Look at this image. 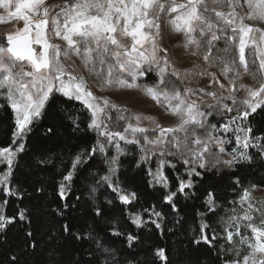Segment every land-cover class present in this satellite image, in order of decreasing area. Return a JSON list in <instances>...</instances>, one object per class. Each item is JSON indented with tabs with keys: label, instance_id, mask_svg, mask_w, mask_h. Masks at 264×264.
Instances as JSON below:
<instances>
[{
	"label": "trees",
	"instance_id": "obj_1",
	"mask_svg": "<svg viewBox=\"0 0 264 264\" xmlns=\"http://www.w3.org/2000/svg\"><path fill=\"white\" fill-rule=\"evenodd\" d=\"M208 38L198 35L196 39L203 43L199 49L194 45L189 49L199 52L196 64L201 70L209 67L200 59L207 51ZM224 47L223 40L217 42L216 48ZM219 55L214 49V66L209 68L222 67ZM168 79L183 90L185 78L168 75ZM138 82L142 87L158 84L151 71ZM205 110L208 125L218 127L220 112ZM247 123L251 137L264 145V106ZM89 125L86 108L55 94L31 124L30 132L13 143L14 115L0 96V147L16 150L24 145L10 166L0 158V179L7 174L6 182L0 183V214L10 221L0 228V264H226L223 220L233 211L242 190L264 189L260 151L251 155V162L229 167L216 163L219 149L210 144L206 168L193 164L201 175L188 176L190 166L184 159L191 157L187 153L184 157L168 155L175 151L171 144L162 157L150 152L143 162L142 145L119 143L118 151ZM98 142L104 144V151L92 153ZM77 155L83 163L77 166L72 181H65ZM219 158L228 160L221 154ZM162 160L167 163L161 165ZM158 166L167 177L164 184L153 178ZM105 176L111 177L112 186L102 179ZM182 179H190L193 185L184 192L178 190ZM116 186L124 194L135 193V199L123 203L113 191ZM169 193H176L171 202L165 198ZM208 193L213 194V205L208 203ZM136 216L141 218L140 225L132 222ZM201 225L208 227L202 229ZM128 235L136 239L129 242ZM97 241L109 251L97 249ZM159 250H163V258L157 255Z\"/></svg>",
	"mask_w": 264,
	"mask_h": 264
},
{
	"label": "snow or ice",
	"instance_id": "obj_2",
	"mask_svg": "<svg viewBox=\"0 0 264 264\" xmlns=\"http://www.w3.org/2000/svg\"><path fill=\"white\" fill-rule=\"evenodd\" d=\"M246 2L250 11L246 15H240L236 11L239 0H211L214 5L211 9L208 7L207 0H186L184 3H179L178 0H67L60 12L50 16L45 0H15V12L11 15L23 20L24 27L17 34L7 35L6 47L0 45V96L15 113L13 136L16 139L13 143L30 132L31 124L41 116L50 98H54V95L59 93L70 100L80 101L91 111L92 120L89 127L105 137L108 143L117 141L118 138L125 143L139 144L140 140L136 138L137 133L143 134L148 131L140 126V122L142 119L151 120L155 125L152 131L158 135L155 139L145 135L144 145L157 147L171 144L175 151L168 152V155L184 157L187 153L191 157V159H184V163L190 166L188 176L201 175L192 165L198 164L199 168H206L205 155L209 153V145L212 143L219 149V153L216 154L217 164L222 163L231 167L243 161L251 162L252 157L240 149H234L230 153L231 159L221 161L219 154L225 152L223 145L228 141L213 135H209L208 140L205 141L196 134V128H205V121L202 118L208 114L200 111V105L196 101L188 100V97L194 94L193 89L185 87L180 90L168 79L171 65L166 55H160L164 50L158 43L161 29L160 16L166 13L170 17L167 22L171 30L177 33L183 32L184 47L194 45L199 49L203 41L196 39L194 34L197 32L201 37H210L207 39V51L204 52L203 59L209 67H213V50L220 54L218 59L222 65L221 75L228 80L230 94L224 97L217 96L216 92H205L204 89L199 91L211 96L217 103L230 99L233 107L227 105L224 107L228 112L235 109L236 114L225 125L224 132L232 131L236 143L243 149L257 147L260 149V155L264 156V145H255L251 142L252 128L237 124V121H246L251 114L264 106V29L245 23L246 20L264 22V0H246ZM12 6L13 0H0V8L10 9ZM216 6L220 8L226 6L229 10L227 12L217 10ZM208 12L214 14L215 22L210 16H205L204 13ZM49 23H51L50 31L53 36L62 40L65 47L51 42V37L47 34ZM129 39L131 42L126 43ZM221 40L225 47L216 48L217 42ZM34 45H39L40 49L37 50ZM249 46L255 49V59L251 61L252 68L245 57V49ZM233 49L236 50V54H233ZM192 54L199 55V52ZM71 55L80 57L89 72L96 76L103 86L109 87L115 85L120 88L138 89L141 86L136 83L137 78L145 75L155 65L160 77L159 82L152 87L144 86L142 91L161 107H165L171 115L177 116L179 123L174 127H164L148 117L136 114L125 117L123 112L126 109H119L107 99H103L101 104V98L95 96L89 89L85 78L75 74L74 66L64 62L69 60ZM26 65L28 70H25ZM145 65L148 67L145 68ZM250 71L253 80L259 76L262 82L258 87L241 84L240 87L247 93V98L237 102L232 94L235 90V81L242 74H248ZM123 74H127L132 82L122 79ZM171 75L179 78L180 74L172 69ZM201 75H207L210 78V84H219L221 89L226 87L225 84L220 83L219 77L214 72L205 69ZM237 103L242 107H236ZM208 107L213 108L214 105L209 104ZM109 108L117 110L119 113L117 120L128 121L123 131L110 130L105 120L101 119L103 116L111 120V116L107 113ZM232 124H236L234 129L231 127ZM48 131L51 132L52 129ZM180 133H183L182 137ZM128 134H131L132 139L128 138ZM169 135L171 139H168ZM192 145H195L196 149L192 148ZM116 147L119 151L118 142ZM23 148V144H20L16 150L0 147V158L7 161L10 166L16 152L23 151ZM97 150L104 151V144L98 142L91 152L95 153ZM142 151L144 155L141 160L147 162L151 150L142 146ZM161 155L163 156L164 153L161 152ZM82 163L81 155H77L64 180L72 181L77 166ZM165 163L167 162L163 160L160 162L161 165ZM110 171L114 170L110 169ZM152 175L156 182L161 184L166 182L167 177L159 166ZM102 179L112 186L110 176ZM6 180L7 174L0 179V183ZM192 186L190 179H182L179 181L178 190L184 192L186 188ZM63 191L62 184L61 194ZM113 191L118 194V198L123 203L127 204L135 199V193L124 194L118 186L113 187ZM175 195L176 193H169L165 198L171 202ZM208 197L209 205H213L215 203L213 194L208 193ZM250 199V193L246 189L241 198V205L248 202L247 208L243 210L244 214L242 216L234 214L229 217L226 225L227 240L233 241V232L228 229L235 223V234L241 236V246L247 245L250 253L243 256L242 262L234 259L227 261L226 264H264V219L259 225L252 223L253 205ZM243 221L247 222L244 227L250 229L252 233L251 239L240 233V222ZM8 222L10 221L4 216H0V228ZM132 222L140 225L141 218L136 216ZM207 227V225H201L202 229ZM65 230L69 229L66 227ZM116 234L119 235V233ZM215 238L214 236L213 239ZM127 239L131 242L136 237L128 235ZM202 239L207 242V235L202 236ZM96 247L103 252L109 251L99 241L96 242ZM232 251L239 257V248H234ZM157 255L163 258V250H159Z\"/></svg>",
	"mask_w": 264,
	"mask_h": 264
},
{
	"label": "rangeland",
	"instance_id": "obj_3",
	"mask_svg": "<svg viewBox=\"0 0 264 264\" xmlns=\"http://www.w3.org/2000/svg\"><path fill=\"white\" fill-rule=\"evenodd\" d=\"M67 2V0H45V6L49 8L50 16L56 15V13L60 12L62 9V6ZM179 3H184L186 0H178ZM208 7L211 9L210 6L211 3H209V0H207ZM202 10V9H201ZM217 10H222L224 12H227L229 9L228 7L220 8L217 7ZM236 11L240 15H246L249 13L250 9L248 8L246 0H239V3L236 5ZM12 12H15V0H13V6L10 9H4L0 8V45L7 46L6 43V37L9 34H17L18 32H21L24 27L23 20L19 19L16 16L11 15ZM205 16H210L213 22H215L216 18L214 14L211 12L204 13ZM174 16L175 14H171ZM169 15L166 13H162L160 16L159 23L161 25L160 29V35L158 37V43L159 47L163 49L160 53V55H166L167 59L170 62L171 67L169 68V75H171L172 69H175L177 72H179V76H182L185 78V82L183 85V89L185 87L191 88L194 90V94L190 95L188 97L189 101H196L200 105V111L207 114V111L205 109H215L218 110L221 114L222 122L218 127L212 126L211 124L208 125L207 118L208 115H206L204 118L205 121V128H196V134L199 136L202 140H208L209 135L217 136L220 138H223L228 141V143H225L223 147L225 148V152L221 155L226 159H231L230 153L234 149H240L241 151L247 152L249 156H251L254 152H259L260 149L257 147H249L247 149H243L240 145H238L235 141V136L232 131L224 132V127L226 124H228L231 120V117L236 114L235 109L232 112H228L224 105H227L228 107H233L232 101L230 99H224L217 103L216 100H214L211 96L204 95L203 92H200V89H204L205 92H216L217 96H229V90H228V80L221 75V68H209L204 67L202 70L197 67L196 59L199 55H193L191 52H189L190 46L188 48L184 47L185 44V37L183 32L177 33L171 30L170 25L168 24ZM245 23L253 26L258 27L260 29H264V22H261L259 20H246ZM51 29V23H49V30L48 35L51 37V42L60 44L62 47H65V43L60 40L59 38H55L50 31ZM33 30H34V23H33ZM195 37L198 35L200 36L199 32L194 34ZM130 39L126 41V43H130ZM238 44V41H237ZM34 48L37 50L40 49L39 45H34ZM251 54L254 55L255 59V49L252 46H249L245 49V57L246 60L249 61V66L251 65ZM200 59H202V62H205L203 59V56H200ZM66 64H69L71 66H74L75 74L83 76L87 82V85L89 89L94 93L95 96L101 98L100 103L102 104L103 99L109 100L112 104H115L118 106L119 109L125 110L123 112V115L125 117H128L130 115L136 114L140 115L142 117H148L152 120H155L159 122L164 127H174L179 123V119L177 116L171 115L165 107H161L160 104H158L155 100H153L150 96L146 95L142 91V86L138 82L139 79L145 78V75L139 76L136 80V83L140 85L141 87L138 89H131V88H120L115 85L109 87V86H103L101 84V81L96 78V76L92 75L89 70L84 66L82 59L76 55H71L70 59L67 61H64ZM258 63V61H257ZM148 66L145 65V68ZM207 69L209 72H214L219 77L220 83L225 84V88L221 89L219 87V84H210V78L207 75H201V73ZM254 70V68H253ZM152 74L155 76L156 80L159 82V73L156 70V66L153 65L151 70ZM242 71V70H241ZM122 79H127L129 83H131V79L127 76V74H123L121 76ZM153 79L151 78L150 81ZM262 81L259 79V76L256 80L252 79V73L251 71L248 74H242V76L239 79H236L235 81V90L232 92V94L235 96L237 102L244 100L247 98V93L240 87L241 84L247 85L249 87H258L259 83ZM58 95H62L59 93H56ZM63 96V95H62ZM67 98V97H66ZM74 100V99H73ZM76 101V100H74ZM80 106H83L86 108L80 101H76ZM175 103V102H174ZM214 105L213 108H209L208 105ZM236 107H242L239 103H237ZM11 108V107H10ZM12 110V109H11ZM90 115V123L92 120V114L91 111L88 110ZM13 112V111H12ZM107 113L109 116H111V120H107L105 117H101V119L105 120V123L108 124L110 130L112 131H123V129L126 127L128 121L126 120H117L118 112L116 109L109 108L107 110ZM14 115V122H15V113ZM132 123H136L135 121H131ZM237 124L241 125H247L246 121H237ZM140 126L148 129L146 133H153V135H148L150 139H155L156 135L158 133H154L152 129L155 127V125L151 122L149 119H142L140 122ZM231 127L234 129L236 127V124H232ZM102 130V129H101ZM202 131V134L199 135V131ZM144 136L145 133H137L136 138L140 140V145L147 147L150 149L153 154L157 157H162L161 152L165 153V147L167 145L157 146L154 147L152 145H144ZM105 138V137H104ZM128 138L132 139L131 134H128ZM13 139H16L13 136ZM168 139H171V135H169ZM250 139L252 144L258 145L257 141L251 137ZM22 139L16 140V142L20 141ZM120 144H132V143H125L124 141H119L117 138V141H113L115 147L116 143ZM142 142V143H141ZM119 144V148H121L122 145ZM214 144V143H212ZM137 145V144H136ZM215 145V144H214ZM217 147V146H216ZM218 148V147H217ZM241 163H248V161H243ZM246 189L242 190L239 194L235 207L233 208V211L223 220V226L225 230V240L228 244V247L226 249V252H224V255L226 256L228 261L239 259L242 262L243 256L248 255L250 253V249L247 247V245L241 246L240 240L241 236L236 235V226L235 223L231 226L230 229L233 232V241L229 242L227 240V232H226V225L228 222L229 217H232L234 214L237 216H242L244 214V209L247 208L248 202H245L243 205H241V198L244 195V191ZM250 193V203L253 205V211L251 212V215L253 216L252 223L255 225H259L261 220L264 219V189L263 188H249L247 189ZM61 194V189H60ZM62 195V194H61ZM1 216V214H0ZM247 223L246 221L240 222V233L242 236H247L249 239L252 238V233L250 229H246L244 227V224ZM239 248L240 249V255L237 257L232 249Z\"/></svg>",
	"mask_w": 264,
	"mask_h": 264
}]
</instances>
